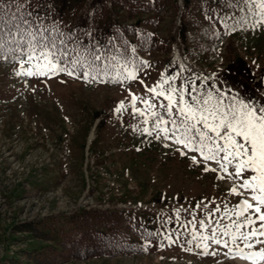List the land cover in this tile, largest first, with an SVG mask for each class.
<instances>
[{"label": "rangeland", "instance_id": "1", "mask_svg": "<svg viewBox=\"0 0 264 264\" xmlns=\"http://www.w3.org/2000/svg\"><path fill=\"white\" fill-rule=\"evenodd\" d=\"M43 1L69 23L87 20L97 9L95 29L110 35L115 25H131L152 35V44L133 47V56L114 69L113 82L104 73L87 79L78 73L26 77L17 75L19 61L0 60V264L16 259L26 264L25 251L57 245L70 231V214L88 207L133 212L157 229L161 241L152 250L144 243L146 251L139 254L60 264H250L226 257V249L211 243L209 250L220 254L204 255L191 236L193 228L210 234L216 221L231 223L223 219L225 206L234 208L247 194L229 195L234 182L205 171L198 153L162 134L157 139L155 131L145 133L157 117L147 112L144 123L146 117L132 109L130 93L151 100L166 120L170 118L160 105L167 101L145 89L163 77H176L178 89L187 87V100L190 94L212 92L222 93L225 102L234 97L264 106L259 9L250 0H126L131 7L126 11L120 5L125 0ZM128 71H136L137 79L117 82ZM193 86L197 93H191ZM121 102L125 108L117 112ZM136 108L145 110L142 100ZM193 155L201 163L193 164ZM210 167L218 166L210 162ZM45 216L65 233L44 241L14 231L18 223ZM201 220L213 222L207 233Z\"/></svg>", "mask_w": 264, "mask_h": 264}, {"label": "snow or ice", "instance_id": "2", "mask_svg": "<svg viewBox=\"0 0 264 264\" xmlns=\"http://www.w3.org/2000/svg\"><path fill=\"white\" fill-rule=\"evenodd\" d=\"M250 2L259 9V23L264 24V0ZM24 23L29 29L32 28L29 21L25 20ZM47 31L48 29L37 23L35 31L18 30L6 34L9 38L0 41V56L5 50V43L19 44L21 47L17 50L26 56V60H19L20 71L17 75L52 78L64 73L76 76L78 70L83 69L84 78L87 79L91 72L95 71L94 61H100L101 57L93 54V59L89 60L86 55L77 52L76 56L69 59V52L65 51L62 54L63 59H60L53 51L56 49L55 41L49 42L43 35ZM38 36L40 39H37ZM25 64H28L27 68L24 67ZM136 79L137 72L128 71L127 75L117 82ZM175 80L176 77H163L154 86L145 85L146 91L154 98L167 101L166 105H160L165 108L170 118L167 120L154 111L156 105L151 100L130 93L135 113L146 117V113L150 112L152 117H157L154 128H145L143 131L149 136L155 131L157 139H161L162 134L164 140H171L183 149L198 153L205 171L217 173L219 180L227 178L234 182L229 195L245 197L247 194L234 208L227 209L225 206L223 219L231 220V223L221 226L220 222L216 221V226L211 228L210 234H200L193 228L192 240L198 241L196 247L200 248L204 255L220 254L218 250H209L211 243L226 249V257L248 261L250 264H264V247L252 250L264 245V106L257 108L234 97H229L225 102L222 93L214 96L212 92L203 95L190 94V100H187L185 94L189 93V89H178ZM197 92L198 89L193 86L191 93ZM137 100H142L145 104L144 111L136 108ZM124 108L125 105L121 102L116 111L120 112ZM144 123H148L147 117ZM165 147H168V144H165ZM181 154L187 155V152ZM191 161L193 164L201 163L196 155L191 157ZM210 162L218 167H210ZM230 168L232 171H229ZM246 173L251 175L245 176ZM237 180L239 183H236ZM215 211L219 212L220 208L217 207ZM199 223L207 233L213 222L209 220L206 224L201 220Z\"/></svg>", "mask_w": 264, "mask_h": 264}, {"label": "trees", "instance_id": "3", "mask_svg": "<svg viewBox=\"0 0 264 264\" xmlns=\"http://www.w3.org/2000/svg\"><path fill=\"white\" fill-rule=\"evenodd\" d=\"M112 4L116 5V2ZM120 5L123 11L131 9L126 0L120 2ZM96 11L93 9L87 20L69 23L48 8L43 0H0V41L9 38L6 34L18 30L35 31L36 24L40 23L48 29L43 33L44 37L49 42L55 41L56 49L53 51L58 58L63 59L65 51L69 52V59L76 56L77 52L83 53L89 60L93 59V54L99 55L101 60L94 61L95 71L91 73H104L107 82H111L114 69L124 65L123 60L133 56L132 48L145 43L152 44L153 36L145 30L139 33L134 26L126 24L113 26L108 35L105 31L95 29L93 17L97 15ZM25 20L32 25L31 29L24 23ZM20 47L19 44L5 43L0 60L16 62L25 58L17 50ZM83 72V69H79L77 73ZM104 77L100 75V80ZM51 221L49 216L38 217L18 223L13 228L15 232H27L38 239L52 241L58 232L65 233V228L59 229ZM68 223L70 231L57 245L50 244L42 249L25 251L26 264H60L70 260L139 254L146 251L144 243L152 250V245L161 241L157 229L146 226L136 214L125 210L82 208L70 214ZM10 264H24V261L16 259Z\"/></svg>", "mask_w": 264, "mask_h": 264}]
</instances>
